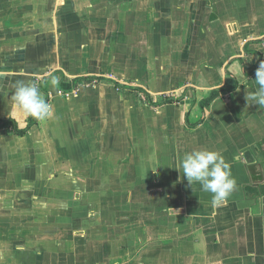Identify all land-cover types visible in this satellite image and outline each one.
<instances>
[{
    "label": "crops",
    "instance_id": "obj_1",
    "mask_svg": "<svg viewBox=\"0 0 264 264\" xmlns=\"http://www.w3.org/2000/svg\"><path fill=\"white\" fill-rule=\"evenodd\" d=\"M262 40L264 0H0V122L17 81L53 111L0 130V264H264ZM204 149L237 181L215 207L175 167Z\"/></svg>",
    "mask_w": 264,
    "mask_h": 264
},
{
    "label": "clouds",
    "instance_id": "obj_2",
    "mask_svg": "<svg viewBox=\"0 0 264 264\" xmlns=\"http://www.w3.org/2000/svg\"><path fill=\"white\" fill-rule=\"evenodd\" d=\"M255 82L258 89L248 94L246 99L264 107V61L259 64ZM51 83L57 85L58 78L53 77ZM10 102L8 116L14 121L29 118L44 121L53 116L52 106L44 99L38 85L32 82L17 81ZM149 163L154 164L155 158L150 157ZM175 167L186 177L193 190L194 185L198 184L203 192L212 194L214 207L227 202L237 190V181L232 175L230 164L217 151L204 149L188 152L178 160Z\"/></svg>",
    "mask_w": 264,
    "mask_h": 264
},
{
    "label": "trees",
    "instance_id": "obj_3",
    "mask_svg": "<svg viewBox=\"0 0 264 264\" xmlns=\"http://www.w3.org/2000/svg\"><path fill=\"white\" fill-rule=\"evenodd\" d=\"M262 42H264V40H262ZM93 80H94L93 77H86V78H82V79H77L76 81H74L73 84L66 83L64 80H62L60 86H61V89L65 90V91H71L74 88L76 89L79 82L93 81ZM104 80H106V79L103 77L98 78V81H104ZM220 92L221 91H212L211 94L209 95V97L200 103L201 108L204 109L206 105H209L211 103V101L220 94ZM145 96H146L147 100H149L148 95L145 94ZM173 102H174V99H171V98H167V99L163 100V103H173ZM203 119H204V117H203ZM38 122H39L38 120L29 118L27 120L26 126L20 127L14 120H11V119L3 120L0 122V130L2 128H7V127L11 126V127H13V129H14L13 132L16 135L23 136V135H26L33 127H35L38 124ZM198 124L199 123L194 124L192 126L195 127V126H198ZM258 148H259V150H262V154L264 156V140L262 141V143L259 145ZM251 177H252L253 184L248 188L249 195H251V197H254V198L258 197L260 195H264V165L252 167ZM209 229L211 230V229H213V227H209ZM213 241H214V243H217V241H218L217 237H215Z\"/></svg>",
    "mask_w": 264,
    "mask_h": 264
},
{
    "label": "rangeland",
    "instance_id": "obj_4",
    "mask_svg": "<svg viewBox=\"0 0 264 264\" xmlns=\"http://www.w3.org/2000/svg\"><path fill=\"white\" fill-rule=\"evenodd\" d=\"M171 97H172V95H171ZM144 98L147 100V98L143 95V99H144ZM162 99L164 100L165 98H162ZM147 102L150 103L151 105L153 104V102H151V101L149 102V101L147 100ZM156 104H157V103H156ZM261 143H262V141H261L260 143H258V147H259V145H260ZM258 149H259V148H258Z\"/></svg>",
    "mask_w": 264,
    "mask_h": 264
}]
</instances>
